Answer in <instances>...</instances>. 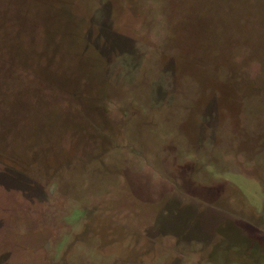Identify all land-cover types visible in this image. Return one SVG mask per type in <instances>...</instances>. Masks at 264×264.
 <instances>
[{
    "label": "rangeland",
    "instance_id": "obj_1",
    "mask_svg": "<svg viewBox=\"0 0 264 264\" xmlns=\"http://www.w3.org/2000/svg\"><path fill=\"white\" fill-rule=\"evenodd\" d=\"M0 264H264V0H0Z\"/></svg>",
    "mask_w": 264,
    "mask_h": 264
},
{
    "label": "trees",
    "instance_id": "obj_2",
    "mask_svg": "<svg viewBox=\"0 0 264 264\" xmlns=\"http://www.w3.org/2000/svg\"><path fill=\"white\" fill-rule=\"evenodd\" d=\"M44 32H45V34H46V33L48 32V30H46V29H45V31H44ZM48 33H49V32H48ZM46 35H47V34H46Z\"/></svg>",
    "mask_w": 264,
    "mask_h": 264
}]
</instances>
